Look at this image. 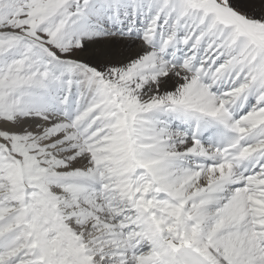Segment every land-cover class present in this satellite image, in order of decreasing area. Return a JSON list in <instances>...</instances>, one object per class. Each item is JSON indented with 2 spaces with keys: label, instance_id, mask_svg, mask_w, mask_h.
<instances>
[{
  "label": "snow or ice",
  "instance_id": "6c2138e0",
  "mask_svg": "<svg viewBox=\"0 0 264 264\" xmlns=\"http://www.w3.org/2000/svg\"><path fill=\"white\" fill-rule=\"evenodd\" d=\"M0 264H264V0H0Z\"/></svg>",
  "mask_w": 264,
  "mask_h": 264
}]
</instances>
